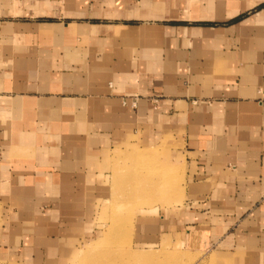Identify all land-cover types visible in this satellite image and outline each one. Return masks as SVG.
Instances as JSON below:
<instances>
[{"label":"crops","instance_id":"obj_1","mask_svg":"<svg viewBox=\"0 0 264 264\" xmlns=\"http://www.w3.org/2000/svg\"><path fill=\"white\" fill-rule=\"evenodd\" d=\"M262 97L264 0H0V254L64 264L95 233L110 151L155 140L191 172L154 232L264 264Z\"/></svg>","mask_w":264,"mask_h":264},{"label":"rangeland","instance_id":"obj_2","mask_svg":"<svg viewBox=\"0 0 264 264\" xmlns=\"http://www.w3.org/2000/svg\"><path fill=\"white\" fill-rule=\"evenodd\" d=\"M153 144L160 146L153 149ZM150 147L136 141L133 149L110 151L95 233L77 242L64 264H235L245 252L231 243L222 246L217 235L195 228L154 232L161 219L170 223L184 210L190 169L165 143L153 140ZM96 240L101 243L92 248ZM259 256L264 259V252ZM0 264L21 263L0 254Z\"/></svg>","mask_w":264,"mask_h":264},{"label":"bare ground","instance_id":"obj_3","mask_svg":"<svg viewBox=\"0 0 264 264\" xmlns=\"http://www.w3.org/2000/svg\"><path fill=\"white\" fill-rule=\"evenodd\" d=\"M101 243V240H96V241H94V242H92L91 244H92V248H98L99 246V244Z\"/></svg>","mask_w":264,"mask_h":264},{"label":"built area","instance_id":"obj_4","mask_svg":"<svg viewBox=\"0 0 264 264\" xmlns=\"http://www.w3.org/2000/svg\"><path fill=\"white\" fill-rule=\"evenodd\" d=\"M262 100H264V97H262Z\"/></svg>","mask_w":264,"mask_h":264}]
</instances>
